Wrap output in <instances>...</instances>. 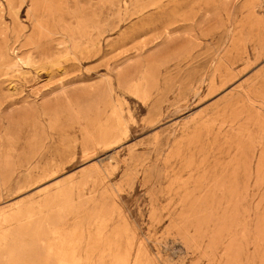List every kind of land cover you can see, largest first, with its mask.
<instances>
[{"label": "rangeland", "instance_id": "obj_1", "mask_svg": "<svg viewBox=\"0 0 264 264\" xmlns=\"http://www.w3.org/2000/svg\"><path fill=\"white\" fill-rule=\"evenodd\" d=\"M0 264H264V0H0Z\"/></svg>", "mask_w": 264, "mask_h": 264}, {"label": "bare ground", "instance_id": "obj_2", "mask_svg": "<svg viewBox=\"0 0 264 264\" xmlns=\"http://www.w3.org/2000/svg\"><path fill=\"white\" fill-rule=\"evenodd\" d=\"M6 213H7L6 209H0V218L5 217Z\"/></svg>", "mask_w": 264, "mask_h": 264}]
</instances>
